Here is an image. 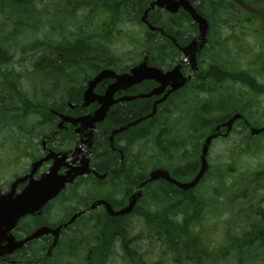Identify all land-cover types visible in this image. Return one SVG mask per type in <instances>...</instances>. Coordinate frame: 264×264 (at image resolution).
I'll list each match as a JSON object with an SVG mask.
<instances>
[{
  "label": "trees",
  "instance_id": "obj_1",
  "mask_svg": "<svg viewBox=\"0 0 264 264\" xmlns=\"http://www.w3.org/2000/svg\"><path fill=\"white\" fill-rule=\"evenodd\" d=\"M33 1L0 0V5L4 6V8L0 6V19L4 21L8 19L9 27L13 25L19 27L16 32L17 37H24L26 35L29 37L28 43L22 45L27 46L32 42V50H39L41 45L37 38L30 39L31 32L35 30L44 31L42 38L51 31H55V34L59 35L60 31L57 30H60L62 26L63 30L71 34L70 27L73 22L70 23L67 18L73 17L75 14V11L71 9L76 3L78 4V0L46 1L47 3L44 4L43 8H48L47 10L50 14L51 12H55V16L44 18L43 16L32 17L35 11ZM81 1L82 4L86 5V2L91 0ZM149 1L151 0H114L113 11L115 22L118 24L119 22L122 23V20H125L126 23H130L133 26L139 25L142 27V39L145 43L141 48V53L146 55L145 59L147 63L163 69L168 68L176 62L179 53L166 35L175 37L178 43H181L187 41L191 36L190 33H196V29L195 26L190 27L185 25V23L190 24L192 21L189 15L182 10L176 14H172L155 7L148 11L147 19L153 26L161 29L163 33L161 34L157 29L153 31L148 30L140 22V16L148 6ZM189 1L205 17L209 25L207 45L198 54V70L194 72L192 78L180 90L181 97L194 98L198 104H193L189 110H184L181 107H172L171 102L168 100L164 105L161 104L158 107L152 118L145 121L141 128L143 129V133L135 135L144 137L145 142L143 144L150 142L151 148L155 151L156 149L158 150L157 146L162 140L166 141L168 136L171 137L168 123L175 119H188L195 125L193 133L195 147L192 161L197 162L200 145L206 136L205 134L212 130V126L216 123L227 120L235 113H239L254 127L260 126L264 122L261 121L264 119V112H261V108H259L260 111L256 109L258 101H260L259 97H264V33L258 31L264 23L262 20V17H264V0ZM57 3L59 5H56ZM44 11L45 9L41 13H44ZM100 14H102L103 18V13L101 12ZM12 17H15V19ZM31 17L35 18V20L29 23ZM86 22L89 23V26H87ZM86 22H84L83 26L92 28L93 22L91 20H86ZM95 24L98 26V23ZM91 32L92 30L87 32V34L91 35ZM178 32L180 35H178ZM186 32L188 33L186 34ZM186 35H188V38H183ZM88 39V37L84 38L81 41L82 44H80L79 41L73 40V38L68 37L63 32V42H57L55 45L57 50H51L50 55H43L41 61L33 65L35 70L45 71L55 79L57 76H61L72 65V59L75 58H71L70 56H78L79 54L82 55L84 64L91 69H83V73L86 76L88 75V77L90 73L98 71L105 65H109V61L107 60L92 61L93 59L90 56L93 53L99 55V52L93 50L92 45L89 47L90 43L86 42ZM63 44L69 47V50H58L59 46H64ZM75 45H78V47H74ZM70 48H76L77 50H70ZM53 56L56 58L52 61L45 59L49 58L51 60ZM85 56H89L90 58L86 59ZM3 61L5 62V60H0V63ZM0 74L4 78L3 83L0 85V130L6 129L7 133L11 134L8 121L11 118H23L28 114V110L31 109L30 103L32 102L30 101L29 94L34 95V88L29 86L28 89L31 87V92H24L20 88L14 90L13 82V85L9 84V87L12 88L4 86L2 88V84H6L5 77H7L8 72L2 71L1 73L0 70ZM84 80L73 83H81ZM237 87L238 90L235 91ZM248 93L250 97L247 95ZM71 94V91H66L63 94L62 87L55 96L50 97V100H44L43 98L41 102H35V107L45 102L46 106L48 105L47 107L60 110L64 101L70 99ZM12 105H18V109L13 110ZM47 110H42L41 117L43 122L53 121L54 115ZM256 115H261L262 119H255ZM162 122H164V129L161 128ZM233 127L238 128V134H246L242 139L238 140L233 137L227 138V141L232 139V144L228 146V151L232 156L230 162H226L225 169L222 167V171L209 172L205 176L208 184L209 179L207 180V178L210 173L212 174L213 179L216 181L212 184L213 189H218L220 186L229 192L226 200L222 201V204L215 197L214 191L212 198L204 196L203 188H196L194 190V204L190 205V197L186 196L182 200L180 197L183 198L186 193L179 191L170 184H165L162 187V182L152 181L142 186V196L138 198L132 213H136L143 202L146 201L144 207L146 212H143V214L138 212L137 215L140 217L139 220L142 226L146 224L147 229L144 232L138 231L136 234H143L146 236L148 242L151 239L156 240L157 237L162 236L166 244L176 241V237L180 234L184 238V242L189 245V251L187 252V256L181 257L179 260L175 258L172 264H227L229 256L236 257L233 262H230L234 264H246L247 262V264H251L255 259H260L258 261L264 264V255H261L264 254V238H256L251 235L238 238L227 235V237H222L220 240H213L209 236L214 232V226L208 227L202 225V215L210 210H206L209 206L213 210V218L225 215V213L235 215L242 213L238 212L235 206L239 200L243 201L240 208L245 210L246 213L244 214H264V212L251 211V208L264 209V202L260 204L256 203L258 200L264 201V186L255 187L250 180L252 174L255 172L253 168L257 171L264 164L262 166L258 164L259 168L253 166L250 170L249 178L242 176L243 172H237L236 167L237 158L243 155L256 156L257 153L263 151L264 132H261L257 136L247 137V127L241 119L235 120ZM13 138H15L14 135ZM133 144L134 140L129 142L127 149L124 150L133 149ZM27 146H30L29 141L27 142ZM154 162L156 161L153 160V156H149L148 171L150 168L157 166ZM149 164H152V167ZM141 168L136 170L137 173L133 172V170L130 171V169L124 173L129 175L128 178H135L134 182H143L147 174H140ZM124 173L119 174L120 180L117 183L123 182L122 176ZM225 179H227L228 183L225 182ZM135 184L132 185L130 191H132ZM246 193L247 195L245 196ZM73 198H75V203L69 209V213L71 212V214L77 210L80 204L77 202L79 198L75 195ZM178 211H182L183 213L180 219H175L174 221ZM102 219L105 220L101 221ZM116 219L101 216V219L96 222L91 240H84L82 244L80 242L82 235L78 231H73L72 235H69V239H64L66 244L63 242V260L60 251L56 252L54 250L53 253H44L46 248L44 243L33 248V245L36 243L35 241L26 244L14 257L19 259V264H57V261L59 260L60 262V259L62 264L63 262L71 264L70 260L76 259L77 253H84L86 245V247L91 248L92 252L89 259L79 258L81 264H108V257L110 256L108 254L110 245L108 239L114 237L115 239H122L120 246L123 250L122 259L125 261L133 254V251L128 250L126 246V238H129L133 232V221L129 220V222L126 221L125 224L120 225ZM26 225H20V223L17 225L16 230L24 228L23 233H16L17 236L28 232ZM204 234H208V237ZM209 240L212 241L209 242ZM58 246L57 250L60 249V245ZM0 264L12 263L9 259H6V261L0 260ZM135 264H139V260Z\"/></svg>",
  "mask_w": 264,
  "mask_h": 264
},
{
  "label": "flooded vegetation",
  "instance_id": "obj_2",
  "mask_svg": "<svg viewBox=\"0 0 264 264\" xmlns=\"http://www.w3.org/2000/svg\"><path fill=\"white\" fill-rule=\"evenodd\" d=\"M113 8L114 0H91L86 2V5L82 4L81 0H78V4L76 3V5L73 6L71 9L75 11V14L73 15V17L67 18L70 23L73 22L71 24V27L75 26L77 28L76 31H70L73 40L82 41L84 40V38L89 36L88 34H84V31L81 28L83 27V24L84 22H86V20H91L94 24L97 22L99 23L97 28L95 24L94 28L92 27L89 29V31L92 30L91 33L93 35H97L96 30L100 29L99 27L101 26V23L105 24L107 22V26L109 27L108 37H110L111 29L114 30ZM101 12L103 13V18L102 14H100ZM12 18L15 19V17ZM8 24L9 23H7L6 26ZM86 24L87 26H89V23L86 22ZM185 25L190 27L195 26L196 33H190L191 36L189 38L188 35H186L185 37L183 36V38H188L187 41H183L179 44L177 42L178 45L174 44L177 52L179 53L174 64L178 63L182 58L179 46H185L190 40L197 38L198 36L197 25L194 22H191L190 24L185 23ZM1 26L4 27L5 25L1 23L0 27ZM179 32L178 35H180ZM187 33L188 32H186V34ZM2 37H0V60L8 61L9 57L13 58L11 53H14L15 49H17V47L15 48L16 39L7 41L3 40ZM6 46H9L11 49L9 50L8 48H6ZM200 52L201 49H199V51L196 53V62L198 59V54ZM98 56L99 55L93 53L90 57L93 59L92 61H97ZM3 63L4 61L0 63L1 73L2 71L8 72L7 68L2 66ZM135 63L136 62L130 65L121 64L120 61L111 56V59L109 60L110 66L103 68H109L113 72L111 73V76L102 78L95 84L92 89L94 95L103 96L108 88H111L112 86L114 87V83L116 82L115 75L128 73L130 71V68ZM171 67L164 68V71L169 70ZM99 71L100 69L94 72L91 76L87 77L81 83H72V85L68 86L66 91H71L72 94L70 96V99H66L64 101L65 103L62 104L60 110L52 112L51 108H48L47 111L54 115L53 121H44V127L39 136V142L37 143V145L36 143L33 144V152L36 155L33 160L38 159L42 156H46L49 152L58 154V158H61V161H59L60 166L57 171L58 174L63 175L67 171H70L72 169L79 170L83 167L89 169V171L87 173H83V175H76L72 183L66 184L65 187L62 188V190L55 197L50 199L42 207V209L35 214L37 216H45V218H47L48 216H50V213L52 214L57 212L56 207L62 205V212H60L59 214L58 222H49L50 224H55V226L51 225V227H56L57 225H62L68 220V218L71 217V215L77 213L78 216L76 217V219L78 220V224H80L78 229L80 234L82 235L81 244L84 240H91V236L93 235L94 229L96 227V222L101 219V216L117 218L116 221L119 222L120 225L125 224L126 221L129 222V220H132L133 230L137 231L135 229L137 221H140V217L137 214L138 212H140L141 214H143V212H146V210L144 209L146 201L143 202V204L140 206V209L136 213L132 212L134 211V207L136 206L138 198L142 196L141 189L144 185L140 186L139 184L141 182L139 181L134 182L136 180L135 178H128L129 175L127 173H124L125 171H128L130 169V171L133 170V172L137 173L136 170L142 167L140 170V174L143 173L145 175L147 174L148 176V159L149 156H153V160H155L157 163L156 167L165 169L168 172L169 176L179 182H188L194 177V175L200 168V153L201 146L203 143L202 141L200 145L198 161H192L193 150L195 147V137L193 135L195 125L192 123V121L181 118L175 119L168 123L171 137L168 136V139H166V141L162 140L157 146L158 150L156 149L155 151L148 152V150L146 149V144H143L145 142L144 137H138L135 134L143 133V129L141 128L144 125L145 121L149 118L142 119L134 124L131 123L137 121L139 118L149 113V111L152 110L155 101H157L167 93V97L162 102L156 104V111L158 107L161 106V104L164 105L165 102L168 100L171 102L172 107H178L176 101L180 102L183 98H185L181 97L182 95L180 90L182 88L169 92L171 87L170 83L164 85L158 95H151L149 97H136L133 99L126 98L133 95L147 93L157 87L159 88L161 86V83L153 79H143L137 83H133L128 86H115L114 91L110 96V100H112V103L109 105L104 118L101 121L94 123L93 127H90L89 121L86 122L85 120L76 121L74 123L73 120H77V118L91 115L100 106V103L97 99H94L88 102L87 104H85L83 100V93L86 89L87 81L93 78ZM181 72L183 73V75H188L190 72L189 65L183 64L181 66ZM113 73L114 76H112ZM5 80L6 84L4 85L7 86L10 81L7 79V77H5ZM3 81L4 78L0 74V85L1 83H3ZM4 85L2 84L1 87L4 88ZM59 114L69 116L72 119L70 118V120L63 121ZM239 119H241L244 125L247 127V137L257 136L261 132H264L260 131L257 134H251V127L254 126L248 123L243 117ZM221 123L222 122H218L213 125L212 130L208 131L207 134L215 133L217 131L216 126ZM233 124L229 131L224 126L219 127V134L211 141L206 155L208 165L207 170L194 187L189 189H183L167 181L164 178H160L158 179V181L162 182V187L165 186V184H170L173 187L177 188L179 191L185 192L186 195L183 198L180 196L179 197L184 200L186 196H189L191 199L190 202L188 200L190 205L194 204V190H196V188H203L204 192L207 191L212 194L214 191V193L217 192L218 194V196L214 194L215 197H217L220 200V203L222 204V201L226 200L229 192H227V189H223V187L220 186L218 189H213L212 184L216 181L215 179H213L212 174L210 173L209 177L207 178V180L209 179L208 184L206 182L205 176L209 172L222 171L223 168L225 169L226 165V163H224L223 158H221V160H219L215 166L210 163L209 151L211 150L213 142L220 141L225 143L228 137H233L238 140L242 139L246 134H238V128H234ZM136 128L139 130H137ZM161 128L164 129V122H162ZM132 139L134 140L133 149L124 150L127 149L128 143L133 141ZM137 140L139 141L137 142ZM225 152L226 153L224 156H230L228 146L225 147ZM63 153L66 154L65 158H63ZM54 161H57V159H54L53 157L45 161L34 174V178H38L42 173L48 171ZM258 164L256 165L257 168H259ZM253 169L255 172L252 174L250 180L253 182L255 187H259L260 185L264 186V166L260 167L257 171L255 170V168ZM250 170L251 168L248 169V171L245 170L242 176L249 178L251 172ZM70 172L72 173V171ZM120 173H124L122 176L123 182L117 183V181L120 180ZM87 180H92L93 182L91 184H87ZM225 182L228 183L227 179H225ZM134 183L136 184L132 188V191H130ZM24 184L25 183L18 184L17 189L19 190ZM73 185L74 187L76 186V189H73V187L71 190H69V187ZM81 190V193L83 194L80 193ZM137 190L138 192H140V195L136 198L133 209L130 213L112 216L107 213L103 203H99L92 207V204L95 201L104 200L110 204L114 211H117L128 204V202L132 199V195H134ZM77 191L80 193V197H78L79 200L77 201L80 204L78 205L77 210L73 212V214L67 216V211H63V204L67 200H70V198H73V196L76 195ZM246 195L247 193L245 194V196ZM204 196H206L207 198L210 197L209 195ZM55 201L60 203L53 205V202ZM263 202L264 201L259 200L256 201V203L259 204ZM242 203L243 201L239 200L237 201V205H235L236 210L238 212H242L240 214H237V217L236 215H230L229 213H225L226 220L223 222L224 224L221 236L223 238L227 237V235L236 236L238 238H244L251 235L256 238H264V214H244L246 213L245 210L240 208V205ZM251 211L263 213L264 209L251 208ZM182 213V211H178L175 215V218L173 217L174 221L175 219H180ZM104 220L105 219H102L101 221ZM68 227H70L72 230L73 225L70 224L65 228L62 227L59 233L60 253L62 260L63 236L64 239H66L69 237V233H71V230H69ZM23 230L24 228L15 230L14 232L21 234ZM44 239L49 242L50 246L53 237L47 235ZM143 239L147 240L146 236H144L143 234H136L134 232L130 234L129 238H126L127 249L133 251V254L131 255V257H128L129 259L124 261L125 264H135L137 260H139V264H149V262L150 264H172V261L175 260V258L179 260L181 259V257L187 256V252L189 251V245L184 242V238L180 236V234H178V237H176V241H171L169 244H166L165 240L161 236L156 238V243L159 245V253L157 259L155 261H148L146 259L147 257L145 252L139 250L138 241H141ZM121 241V238L115 239L113 237L108 239V242L110 243L108 251V254L110 256L108 257V259L110 257H123V250L120 246ZM151 244H153V239H151L150 242L146 245L149 246ZM47 248L48 247H46L45 249L47 250ZM84 249V253L89 259L92 250L91 248L86 247V245ZM141 252L144 254H141ZM0 260L5 259L1 258Z\"/></svg>",
  "mask_w": 264,
  "mask_h": 264
},
{
  "label": "rangeland",
  "instance_id": "obj_3",
  "mask_svg": "<svg viewBox=\"0 0 264 264\" xmlns=\"http://www.w3.org/2000/svg\"><path fill=\"white\" fill-rule=\"evenodd\" d=\"M48 0H34L33 1V6L35 7L34 14L32 17H54L55 12L49 13L47 10L48 8H43L44 4H46ZM56 5H59L58 3ZM1 6V5H0ZM4 8V6H1ZM42 7V8H41ZM45 9L44 13H41V11ZM86 13V12H85ZM84 13V14H85ZM31 17V20L29 23H32L35 18L33 19ZM104 20V19H103ZM262 20L264 21V17H262ZM125 20H122V23H116L115 22V17H114V30L111 29V36L108 37V26L107 22L105 24L101 23V26L99 27L100 29L96 30L97 35H89L88 41H86L89 44V47H93V50H97L99 52V56L97 61H109L111 59V56L117 59L118 61L121 62V64L125 65H130L134 62H140L144 61L146 58V55L141 53V48L145 41L142 39V27L139 25L133 26L130 23H124ZM3 23L5 26L0 27V37H2L3 40L11 41L12 39H16V45L14 53H11L13 58L9 57L8 61H5L2 66L7 68L8 70V75L7 79L10 81L9 84L14 83V90L17 89H23L24 92H31V87L30 89L29 86H32L34 88V95H30V108L28 110V114L24 116L23 118H11L8 121V125H10L9 131L11 134L7 133L6 129L0 130V190H6L9 187L10 182L14 179L15 176L21 175L26 171V167L30 165L32 160L33 155H28V153L32 154L33 152V137L36 138V143L39 142V136L42 132V129L44 127V122L42 119V110L48 109V105L46 106V103L40 104L38 107H35V102H41L42 99H49L52 96H55L60 89L63 87V94L66 92V89L68 86L72 85L73 82L79 81V80H84L88 77L86 76L85 73H83V69L86 68L87 70H91L86 64H84L82 60V55L79 54L78 56L76 55H71L72 59V65L69 66L68 69H66L61 76H57L55 79L52 78L51 76L48 75L47 72L45 71H39L35 70L34 66L35 63L38 61H41V57L43 55H50L52 52L51 50H57L55 48L56 43L58 42H63V32H65L68 37H71V34L63 30V26L60 28L59 35L55 34V31H51L49 34L44 35L42 38V35L44 34V31L40 32L38 30H35L31 32V38L30 39H36L38 40L39 44L41 45L39 50H32L33 43L31 42L29 45L24 46L22 44L28 43V35L24 37H17V30L19 29L18 26L13 25L9 27V25L6 26L7 23H9L8 20H1L0 19V24ZM98 23V22H97ZM55 24V22H54ZM99 24V23H98ZM118 25V26H116ZM95 24H92V27L94 28ZM84 31V34L87 32H90L87 26L81 27ZM97 28V25H96ZM263 28H264V23H263ZM76 27L73 26L70 28V31H76ZM61 33V36H60ZM94 37V38H93ZM80 44L81 41H79ZM64 45V44H63ZM10 46V43H9ZM9 46H6L9 50L11 49ZM74 47H78V45H75ZM72 49L70 50H77V49ZM105 48V49H103ZM58 50H63L67 51L69 50V47H66L65 45L63 47L58 48ZM101 52V54H100ZM64 54V53H63ZM52 55V54H51ZM56 57L53 56L51 57V60L49 58H45L49 61L54 60ZM86 59H89V56H85ZM110 65H105L104 67H108ZM82 70V71H81ZM94 72L90 73L89 76H91ZM88 74V73H87ZM80 83V82H79ZM9 84L4 87L12 88L9 87ZM74 84V83H73ZM77 84V83H76ZM13 85V84H12ZM238 90V87L235 88V91ZM28 94V93H27ZM250 97V94H247ZM138 97V96H137ZM136 98V97H134ZM260 101H258V106L256 109L260 111L259 108H261V112H264V97H259ZM133 99V98H131ZM65 103V102H64ZM63 103V104H64ZM178 107L183 108L184 110H189L193 104H198L197 100L194 98H183L180 102H177ZM13 110L18 109V105H12L11 106ZM46 107V108H45ZM179 111V110H178ZM255 119H262L261 115H256ZM40 121V122H39ZM261 121H264L262 119ZM43 122V123H42ZM262 125H264V122H262ZM13 135L15 138H13ZM232 140V139H231ZM231 140L226 141L225 143L220 142V141H215L212 144L211 150L209 151V160L210 163L215 166L216 163L223 158L224 163L230 162L231 160V155L230 156H224L225 155V147L230 146L232 144ZM30 142V146H27V142ZM26 144V145H25ZM147 150L153 151V149L150 146V142H147L146 144ZM138 148V147H137ZM250 155H243L239 158L236 159V167H237V172L242 173L245 170H248L252 168L253 166H256L258 163L260 166L264 164V147L263 151L261 153H257L256 156H250ZM256 157V158H253ZM157 164L156 162H154ZM150 165V164H149ZM152 167V165H150ZM235 167V168H236ZM93 181L92 180H87V184H91ZM82 190L80 191V193ZM80 193L77 191L76 197H80ZM83 194V193H81ZM204 195H209L210 198L213 197L212 193L203 191ZM215 195L218 196L217 192H215ZM60 202H53V205H56ZM75 203V198H70V200H67L63 204V211H68L71 206H73ZM62 205L56 207L57 212L56 213H50V216L45 218V216H35V217H29L26 218V220H30V223L32 225H38V224H46L49 222L50 223H57L59 219V214L62 212ZM212 207V206H211ZM213 208V207H212ZM210 209V210H209ZM207 211V213H203L202 215V225L204 226H214V232L209 236V238L213 240H220L222 238V229H223V222L226 220V216L222 215L217 218H213V210H211L210 206ZM71 213V212H70ZM230 214V213H229ZM230 215H235V214H230ZM237 217V214H236ZM54 225V224H52ZM80 224H75L73 227H79ZM34 228V227H33ZM139 232H144L146 228V224L142 226L141 221H137V225L135 228ZM137 231L133 230L134 233H137ZM72 235V232L70 233ZM206 237H208V234H204ZM69 239V238H68ZM67 239V241H68ZM80 239V238H79ZM82 240H80L81 242ZM212 240H209L211 242ZM63 242L66 244L64 241V236H63ZM78 243V241L76 240ZM139 242V250L142 252H145L146 254V259L148 261H155L157 259L158 253H159V245L156 243V240H153V244L147 246L149 242L147 240L143 239ZM42 243L48 247L49 242L43 240L37 241L33 246H40ZM60 243V241H59ZM59 247V246H58ZM57 247V248H58ZM57 248H54L57 251ZM52 249V248H51ZM48 250L45 249L44 253H47ZM141 254H144L142 253ZM264 255V254H261ZM81 257L86 258V254L82 253L79 254L77 253L76 259H72L71 264H81L79 258ZM235 256H229V260L227 264H234L230 263L233 262ZM145 259V260H146ZM260 259H255L254 261L251 262V264H261V261H258ZM248 263V262H247ZM246 263V264H247ZM57 264H62L61 259L60 262L59 260L57 261ZM63 264H66L63 262ZM108 264H125L124 260L120 257H110L108 260Z\"/></svg>",
  "mask_w": 264,
  "mask_h": 264
},
{
  "label": "water",
  "instance_id": "obj_4",
  "mask_svg": "<svg viewBox=\"0 0 264 264\" xmlns=\"http://www.w3.org/2000/svg\"><path fill=\"white\" fill-rule=\"evenodd\" d=\"M155 5L158 7H163L171 12H176L179 8H183L185 11H187L190 14L191 18L197 23L199 38L192 39L184 47L180 48L184 57L172 69L163 72L161 69L154 66H148L144 62L139 63L135 66H132L128 73L115 75L116 82L114 83V87L112 86L111 88H108L103 96H96L92 91L95 84L102 78L111 76L112 73V71L110 70H102L97 76H95L92 80L88 82L87 88L84 91V96H83L85 103L97 99L98 102L100 103V107L93 113V115L77 118V120H73L74 123L76 121L85 120L86 122L89 121L90 127H93L94 123L101 121L104 118L109 105L112 103V100H110V96L114 91L115 86H120V87L121 85L128 86L130 84L137 83L143 79H153L157 82H160L161 86L159 88L158 87L154 88L153 90H151L146 94H139L140 97L143 96L149 97L151 95L159 94L161 89L164 87V85L168 83H170L171 86L169 90L170 92L177 89L178 87H181L185 83L186 79L190 78V76L184 77L180 72V66L183 62H187L188 64H190L191 72L197 69L195 63V52L199 50L206 42V32L208 28L206 19L203 16H201L199 13H197L195 8L191 5V3L188 0H153L149 3L148 8L151 9ZM148 8L144 10L143 15L141 16V21L148 27V29L154 30L156 28L153 25H151L146 18ZM172 40L175 42L174 39ZM112 76H114V73ZM165 96L166 94L163 95L160 99H158L154 103L152 111L147 116H151L152 114H154L156 103L161 102L165 98ZM134 97L136 96H129L126 98L131 99ZM239 117L240 115L236 113L232 117L227 119L225 122L221 123L219 126H225L226 129L229 130L231 128L233 121ZM62 118L65 120L69 119V117L66 116H62ZM139 120L132 122L131 124H134ZM219 126L216 127L217 132L209 134L205 137L201 148L200 168L191 181L187 183H180L170 178L166 171L161 169H155L150 172L146 182L151 180H157L159 178H165L169 182L175 183L177 186L183 189H188L190 187H193L201 178L204 171L207 169V162L205 156L208 150V145L210 144L212 138H214L219 133L218 131ZM263 129L264 127H261L259 129L251 128V133H257ZM51 156L57 159V161H54L49 171L42 174L39 179H33L32 176L35 169L38 168V166L43 161L47 160ZM65 157L66 154L63 153V158ZM59 161H61V158H58L57 154L54 153H49L45 157L40 158L39 160L35 161L32 164L31 170L28 174L15 180L11 184L10 190L5 194L0 195V256L13 252L14 249L22 246L24 242L30 239L39 237L49 232L57 234V232L59 231L60 226L53 230L48 227H40L21 240H15L14 236L10 234V230L13 229L17 220L20 217L24 216L25 214H29V213L31 214L36 210H38L48 199L55 196L63 188L66 182L73 179L70 171H67L65 175H61L57 173L58 168L60 166ZM87 171L88 169L84 167L80 168L79 170L78 169L73 170V172L76 174H82L83 172H87ZM26 179H28L27 185L20 192L15 193L16 184ZM134 201H135V195L133 196V199L129 203V205L118 212L112 211L111 207L105 201H100V202L105 205L106 210L110 214L117 215L130 211ZM73 219L74 217L70 219V222Z\"/></svg>",
  "mask_w": 264,
  "mask_h": 264
}]
</instances>
